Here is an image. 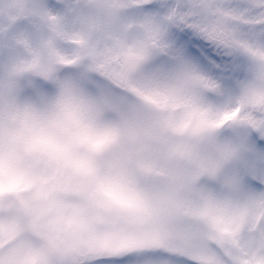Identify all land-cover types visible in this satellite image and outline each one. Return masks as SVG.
<instances>
[{"label": "snow or ice", "instance_id": "6c2138e0", "mask_svg": "<svg viewBox=\"0 0 264 264\" xmlns=\"http://www.w3.org/2000/svg\"><path fill=\"white\" fill-rule=\"evenodd\" d=\"M0 264H264V0H0Z\"/></svg>", "mask_w": 264, "mask_h": 264}]
</instances>
